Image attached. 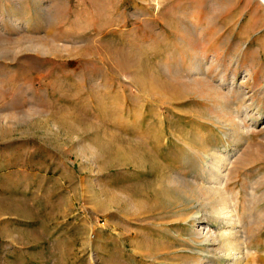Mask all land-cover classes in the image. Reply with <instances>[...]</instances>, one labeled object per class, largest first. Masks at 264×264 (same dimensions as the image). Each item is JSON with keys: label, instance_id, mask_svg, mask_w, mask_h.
<instances>
[{"label": "rangeland", "instance_id": "rangeland-1", "mask_svg": "<svg viewBox=\"0 0 264 264\" xmlns=\"http://www.w3.org/2000/svg\"><path fill=\"white\" fill-rule=\"evenodd\" d=\"M263 8L0 0V264H264Z\"/></svg>", "mask_w": 264, "mask_h": 264}, {"label": "bare ground", "instance_id": "bare-ground-1", "mask_svg": "<svg viewBox=\"0 0 264 264\" xmlns=\"http://www.w3.org/2000/svg\"><path fill=\"white\" fill-rule=\"evenodd\" d=\"M259 2L264 6V0H259ZM264 9V8H263ZM252 78V77H251ZM237 136L241 138V134L237 133ZM239 141V140H238ZM221 158L217 161V163L214 164V168L210 170V176L213 179H221L220 175V168H221ZM213 165V164H212ZM210 191H220V189L209 187ZM234 206L229 205L226 201V199L222 198V203L219 205V207L214 211L215 215L218 216L219 220H225L226 224L230 226V229L225 231V234H223L221 246L219 247L221 249V252L225 253V258H231L232 256H236L238 254H241V251L243 249V243L239 241V238L236 236L239 231H237L235 228L239 224H241L240 219H238V211L237 209H233ZM243 258L240 259V257H237L234 259L232 264H236L239 261H242Z\"/></svg>", "mask_w": 264, "mask_h": 264}]
</instances>
